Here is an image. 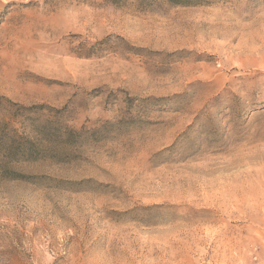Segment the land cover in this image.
<instances>
[{"label":"rangeland","instance_id":"374dc122","mask_svg":"<svg viewBox=\"0 0 264 264\" xmlns=\"http://www.w3.org/2000/svg\"><path fill=\"white\" fill-rule=\"evenodd\" d=\"M0 264H264V0H0Z\"/></svg>","mask_w":264,"mask_h":264},{"label":"trees","instance_id":"16d2710c","mask_svg":"<svg viewBox=\"0 0 264 264\" xmlns=\"http://www.w3.org/2000/svg\"><path fill=\"white\" fill-rule=\"evenodd\" d=\"M173 3H179L183 5H197L208 2L209 0H168ZM32 120L33 130L32 134L28 132H8L11 138V145L8 146V151L15 157L21 160L38 159L43 156L48 150H51L52 144L57 142L61 136L57 133L62 127L53 123H35L34 118ZM9 126V123L5 122ZM69 136H74L76 132L74 130L65 129ZM7 134V135H8Z\"/></svg>","mask_w":264,"mask_h":264}]
</instances>
